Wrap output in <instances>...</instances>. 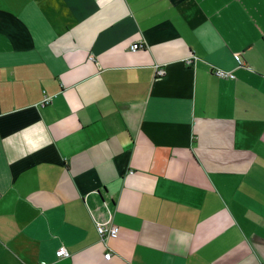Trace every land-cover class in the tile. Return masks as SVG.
<instances>
[{
	"label": "crops",
	"instance_id": "0c3cea01",
	"mask_svg": "<svg viewBox=\"0 0 264 264\" xmlns=\"http://www.w3.org/2000/svg\"><path fill=\"white\" fill-rule=\"evenodd\" d=\"M42 262L264 264V0H0V264Z\"/></svg>",
	"mask_w": 264,
	"mask_h": 264
},
{
	"label": "built area",
	"instance_id": "2783aa9c",
	"mask_svg": "<svg viewBox=\"0 0 264 264\" xmlns=\"http://www.w3.org/2000/svg\"><path fill=\"white\" fill-rule=\"evenodd\" d=\"M143 45L141 42H133L130 44V50H136L138 48H141ZM235 61L238 64H242V60L240 57V54L236 53L233 55ZM194 56H188L184 58V63L189 65L193 62ZM213 73L219 77L223 78H232L234 77V74L229 71L225 70L219 67H214L212 69ZM155 72L157 75H163L165 73V68L163 64H156L155 65ZM51 100V96L48 94H44L42 99L40 100L41 105H45L49 103ZM95 227L98 232V234L101 236V238H114L118 234V226L117 224L111 222L109 219L101 220V219H95ZM55 255L57 257H63L68 255V251L64 246H61L59 249L55 251ZM111 252L107 251L104 253V258H110ZM34 264H39V263H34ZM40 264H45L44 262Z\"/></svg>",
	"mask_w": 264,
	"mask_h": 264
}]
</instances>
